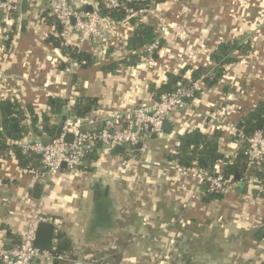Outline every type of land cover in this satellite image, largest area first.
I'll list each match as a JSON object with an SVG mask.
<instances>
[{
  "label": "crops",
  "instance_id": "1",
  "mask_svg": "<svg viewBox=\"0 0 264 264\" xmlns=\"http://www.w3.org/2000/svg\"><path fill=\"white\" fill-rule=\"evenodd\" d=\"M23 1L10 14L0 11V101L17 100L23 109L32 106L38 117L35 125L27 119L23 147L39 137L48 140L43 117L59 129L73 117L67 112L69 105L71 110L80 99H96L83 121L98 126L113 112L127 115L141 100L152 101L151 86H161L168 73L185 70L190 76L198 67L212 66L210 56L222 42L236 40L250 51L237 52L238 61L227 66L218 83L205 86L175 110L167 129L154 135L144 151L99 146L95 158L87 157L80 168H63L56 175L25 170L12 155L0 157V251L15 246L39 212L60 220L59 232L71 243L62 253L64 260L40 264H264L260 184L250 179L244 189L234 182L222 199L207 201V188L200 186L197 192L167 158L187 132H212L217 117L249 111L264 99V0L158 3L150 14L163 39L157 58L147 55L135 66L120 65L109 72L102 70L104 64L129 55L131 26L120 24L113 39L101 41L84 40L69 29L68 44L96 58L92 66H73L48 41L58 34L50 22L51 3ZM57 99L66 103L64 115L54 110ZM223 128L220 150L233 159L243 142ZM36 183L42 185L40 197L32 194Z\"/></svg>",
  "mask_w": 264,
  "mask_h": 264
},
{
  "label": "trees",
  "instance_id": "2",
  "mask_svg": "<svg viewBox=\"0 0 264 264\" xmlns=\"http://www.w3.org/2000/svg\"><path fill=\"white\" fill-rule=\"evenodd\" d=\"M23 1V0H22ZM24 0L23 2H26ZM124 5L117 8H108L103 2L99 1L96 6L97 12L101 16H106L117 24L128 22L133 32L129 37L126 48L129 51L128 57L119 62H111L103 65L102 70L105 72L114 71L120 65L135 66L144 57L150 55L148 46L155 41L159 42V48L163 45V39L157 29L156 20L150 15L152 9L165 0H119ZM128 9H132L129 12ZM50 22H53L57 27V35H50L48 41L55 47L60 48L64 56H68L71 60L78 63L79 66L87 67L96 63L94 53L80 49L78 46L63 45V39L60 35L62 26L55 16H51ZM114 43L109 46L112 51ZM156 50L153 58H157ZM250 47L242 44L239 41H226L218 45L217 49L211 54L212 66L198 67L193 70L190 76H186L185 70L180 74L168 73V79L161 86L152 85L151 89L154 92V99H157L161 93L175 90L181 85L187 84L189 79H199L203 77V82L206 87H210L219 82L224 76L228 65L238 61L237 52L248 53ZM199 93H196V95ZM97 101L91 97H86L78 100L71 110L67 111L73 118L85 120L91 110L96 106ZM65 101L57 99L54 105V110L59 115L63 114ZM66 112V113H67ZM229 121H232L240 133L233 136L242 139V147L239 149L235 158L226 157L220 150L221 138L224 137L226 131L223 127L216 128L212 132H205L199 128L192 129L187 132L180 140L175 152L167 154V158L174 161L180 168L197 169L200 172L211 174L221 172L225 178V186L230 183L239 182L240 186L244 185L247 189L246 182L250 179L260 184L261 188L258 193L264 197V162H250L245 151L248 145V137L253 135L258 130H264V99L259 100L257 104L249 111L236 110L233 113L226 115ZM29 118L32 124L37 122V115L32 106H27L23 109L20 102L17 100H1L0 101V157L14 156L18 161V165L25 170L45 171L41 164L40 156L25 151L22 140L28 133L29 128L26 121ZM45 124L43 131L49 135L48 140L39 137L35 141L49 142L58 136V127L49 125L48 117H43ZM101 125H98L99 128ZM36 130H38L36 128ZM38 133V131H37ZM40 136V133H39ZM34 141V142H35ZM98 145L97 147H99ZM96 147V148H97ZM96 148L89 153L87 157H96ZM7 154V155H6ZM4 157V158H6ZM221 163V168L216 169ZM1 166V163H0ZM226 190V189H225ZM226 191L222 192H207L205 199L207 201L214 199H222ZM42 193V185L36 183L32 189V194L35 197H40ZM7 230L8 237H12L11 231L7 226H2ZM1 229V228H0ZM260 238L264 237V226L259 229ZM58 243L55 252L64 253L70 250L71 243L65 237L63 232H58L56 235ZM22 238L17 241L19 245Z\"/></svg>",
  "mask_w": 264,
  "mask_h": 264
},
{
  "label": "built area",
  "instance_id": "3",
  "mask_svg": "<svg viewBox=\"0 0 264 264\" xmlns=\"http://www.w3.org/2000/svg\"><path fill=\"white\" fill-rule=\"evenodd\" d=\"M21 0L0 1V11L10 14L18 10ZM52 6V15L61 24L60 33L63 45H69L66 39L67 31L74 28L84 40L91 38L101 41L116 36V29L120 24L112 21L106 16H101L96 6L99 1L108 8H117L124 3L119 0H48ZM93 7V11L88 10ZM132 12V9H128ZM124 25L130 26L128 22ZM159 49V42L155 41L148 46L150 56ZM72 65L78 63L72 60ZM203 77L189 79L187 84L181 85L175 90L161 93L157 99L152 101L141 100L129 114L113 112L101 121L98 128L95 121L85 123L79 118H66L60 134L49 142L37 141L24 146L25 151L33 152L40 156L41 164L49 175L58 174L63 168L70 171L78 169L83 164L89 153L98 145L114 150L120 146L121 149L141 150L147 147V142L154 135H162L165 121L171 114L187 105V100L196 97V93L204 90ZM70 110V105H69ZM224 115V114H223ZM216 119L217 127H226L231 134L240 133L237 126L224 116ZM87 125L89 127H87ZM73 135L71 142L65 140V136ZM248 145L245 154L250 162H264V130H258L248 137ZM131 149V150H130ZM127 151V152H128ZM63 164L66 166L63 167ZM177 174L191 181L199 191V187L207 184L208 192H224L232 187L230 183L225 186V178L221 172L203 173L197 169L177 167ZM226 189V190H225ZM196 194L193 196L195 197ZM42 221H52L59 232L61 221L47 218L39 212H35L29 222L28 229L24 233L19 245L3 248L0 251V264H40L41 261L53 262L64 260L63 254L49 250H43L35 246L37 226Z\"/></svg>",
  "mask_w": 264,
  "mask_h": 264
},
{
  "label": "water",
  "instance_id": "4",
  "mask_svg": "<svg viewBox=\"0 0 264 264\" xmlns=\"http://www.w3.org/2000/svg\"><path fill=\"white\" fill-rule=\"evenodd\" d=\"M88 10L89 11H93V7L88 6ZM188 101V100H187ZM168 121H165L164 125H163V129H167L168 126ZM61 128L60 127L57 131L58 134H60L61 132ZM73 139V135L68 133L65 136V140L67 142H71ZM121 147L117 146L115 147L114 151H120ZM66 165L63 164V167H65ZM96 186V193L100 194V190L98 189V185L97 183H95ZM203 189L207 188V184L204 183L202 185ZM238 191L241 190L240 188L237 189ZM57 233H56V226L52 221H42L38 224L37 226V230H36V238L34 241V244L36 247L43 249V250H49V251H53L56 250V245L58 243V239L56 237Z\"/></svg>",
  "mask_w": 264,
  "mask_h": 264
},
{
  "label": "rangeland",
  "instance_id": "5",
  "mask_svg": "<svg viewBox=\"0 0 264 264\" xmlns=\"http://www.w3.org/2000/svg\"><path fill=\"white\" fill-rule=\"evenodd\" d=\"M151 62V61H150ZM150 64V63H149Z\"/></svg>",
  "mask_w": 264,
  "mask_h": 264
}]
</instances>
